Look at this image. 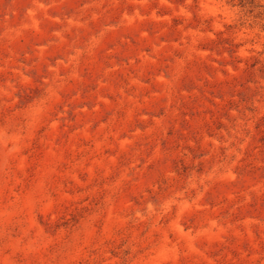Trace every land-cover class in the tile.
Returning <instances> with one entry per match:
<instances>
[{"label": "rangeland", "instance_id": "obj_1", "mask_svg": "<svg viewBox=\"0 0 264 264\" xmlns=\"http://www.w3.org/2000/svg\"><path fill=\"white\" fill-rule=\"evenodd\" d=\"M0 264H264V0H0Z\"/></svg>", "mask_w": 264, "mask_h": 264}]
</instances>
